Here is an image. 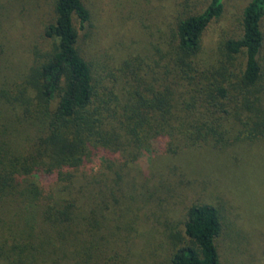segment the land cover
<instances>
[{
    "label": "trees",
    "instance_id": "16d2710c",
    "mask_svg": "<svg viewBox=\"0 0 264 264\" xmlns=\"http://www.w3.org/2000/svg\"><path fill=\"white\" fill-rule=\"evenodd\" d=\"M207 1L175 10L149 62L124 59L115 69L84 48L92 19L86 0H55L44 32L49 48L33 51L23 76L0 74V205L38 212L56 249L72 242L79 254L105 231L106 215L122 209L121 185L133 183L129 169L142 154L264 140V0L246 5L241 33L220 43L213 65L202 45L224 0ZM237 55L243 64L235 71ZM185 216L183 237L169 236L170 264H220L218 209L194 204ZM7 242L0 238V260L17 264L2 253ZM80 257L82 264L90 254Z\"/></svg>",
    "mask_w": 264,
    "mask_h": 264
},
{
    "label": "rangeland",
    "instance_id": "374dc122",
    "mask_svg": "<svg viewBox=\"0 0 264 264\" xmlns=\"http://www.w3.org/2000/svg\"><path fill=\"white\" fill-rule=\"evenodd\" d=\"M54 2L0 0V74L3 77L13 81L23 76L33 60V51L49 48L50 40L44 32L53 21ZM86 2L92 19L84 48L90 59L116 69L124 59L138 57L149 62L152 45L160 41L175 10L178 7L200 9L208 1ZM249 2L224 0L222 15L204 35L201 55L209 65L219 61L220 43L241 33L242 12ZM260 26L264 39V17ZM242 64L243 57L237 55L233 69L237 71ZM91 165L94 172L98 171V165ZM136 165L137 168L129 169L128 178L133 183L125 180L123 186L120 184L125 194L122 209L106 215L107 228L95 233L89 249L80 247L78 254V245L72 242L68 248L56 249L50 242L55 235L41 224L38 212L25 209L22 212L16 206L3 203L0 238L8 239L7 247L4 246L8 252L2 249V253L9 255L10 261L17 259V264H80L83 250L90 254V259L82 264H170L169 236L178 233L183 237L187 208L210 204L218 209L222 224L217 240L220 264H264V140L244 142L226 150H188L177 156L157 157L145 153ZM14 244L18 247L10 251ZM0 264L4 263L0 260Z\"/></svg>",
    "mask_w": 264,
    "mask_h": 264
}]
</instances>
